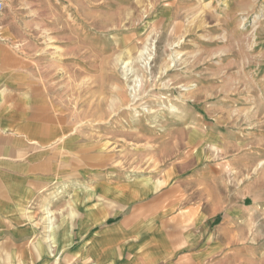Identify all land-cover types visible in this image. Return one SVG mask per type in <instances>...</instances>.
Returning a JSON list of instances; mask_svg holds the SVG:
<instances>
[{
  "label": "rangeland",
  "instance_id": "obj_1",
  "mask_svg": "<svg viewBox=\"0 0 264 264\" xmlns=\"http://www.w3.org/2000/svg\"><path fill=\"white\" fill-rule=\"evenodd\" d=\"M0 16L73 133L216 224L237 210L230 264H264V0H3Z\"/></svg>",
  "mask_w": 264,
  "mask_h": 264
},
{
  "label": "crops",
  "instance_id": "obj_2",
  "mask_svg": "<svg viewBox=\"0 0 264 264\" xmlns=\"http://www.w3.org/2000/svg\"><path fill=\"white\" fill-rule=\"evenodd\" d=\"M12 25L0 16V264H230L239 212L216 224L176 185L124 178L68 128Z\"/></svg>",
  "mask_w": 264,
  "mask_h": 264
},
{
  "label": "built area",
  "instance_id": "obj_3",
  "mask_svg": "<svg viewBox=\"0 0 264 264\" xmlns=\"http://www.w3.org/2000/svg\"><path fill=\"white\" fill-rule=\"evenodd\" d=\"M3 9V0H0V12L2 11Z\"/></svg>",
  "mask_w": 264,
  "mask_h": 264
},
{
  "label": "bare ground",
  "instance_id": "obj_4",
  "mask_svg": "<svg viewBox=\"0 0 264 264\" xmlns=\"http://www.w3.org/2000/svg\"><path fill=\"white\" fill-rule=\"evenodd\" d=\"M194 2V1H193ZM196 3H198V1L196 2ZM200 4V3H199ZM175 58V57H174Z\"/></svg>",
  "mask_w": 264,
  "mask_h": 264
}]
</instances>
